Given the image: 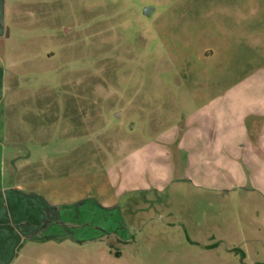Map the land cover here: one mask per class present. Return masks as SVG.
<instances>
[{
	"label": "rangeland",
	"instance_id": "rangeland-1",
	"mask_svg": "<svg viewBox=\"0 0 264 264\" xmlns=\"http://www.w3.org/2000/svg\"><path fill=\"white\" fill-rule=\"evenodd\" d=\"M4 2L3 183L84 216L73 238L9 232L0 261L264 263V0ZM108 176L134 190L105 211Z\"/></svg>",
	"mask_w": 264,
	"mask_h": 264
},
{
	"label": "crops",
	"instance_id": "crops-1",
	"mask_svg": "<svg viewBox=\"0 0 264 264\" xmlns=\"http://www.w3.org/2000/svg\"><path fill=\"white\" fill-rule=\"evenodd\" d=\"M5 0H0V38L5 37V32H6V14H5ZM5 80H4V75L3 71L1 70L0 67V102L3 101L4 99V91H5ZM208 115L211 113L210 111H207ZM249 113V112H248ZM246 113L243 115V119H245ZM209 117V116H208ZM203 125L204 128L199 127V131L202 136H207L208 142L212 141V134L211 129L207 123ZM196 130V129H195ZM262 132V131H261ZM246 134V133H245ZM264 137V133L261 134V138ZM248 139V138H247ZM246 141V140H245ZM184 140L182 141V143ZM181 143V144H182ZM264 141L261 142V145H258V148L260 147L261 153L262 150H264ZM209 146V145H208ZM223 146V147H222ZM224 144H222L220 147H218L216 150H213L212 148L207 147V149H210L212 153H214L212 160L210 159L209 156V163L212 162L214 165L216 164L215 162H218L219 165H225L232 161L225 152ZM249 148H254V145L252 143L247 142V146L243 147L238 146L236 148V152L239 153V151H245L246 149ZM253 151V150H252ZM262 155V154H261ZM5 155H4V148L2 141L0 140V248H6L9 246V237L8 233L12 232V238L11 241H15V247L18 245L20 240L18 239L19 236L20 238L23 236V234H27L31 240L32 239H38L36 237H40L42 232L38 226H43L42 228H48L50 230L49 234L40 238L48 239V241L51 240V237H56V236H61V237H66L70 236L73 238V236L70 235L72 233L71 231L78 230L79 224L81 221L78 220L80 217L84 214L78 213L74 214L70 211L68 204L65 203V200L61 201L57 199L55 192L51 194V197L49 198L48 202H45L43 204V199H41V196L38 194V183L39 181H34L30 180L27 182H22L21 180H12L15 181L9 187H6L3 183L4 180V175H5ZM107 174L109 175V172L107 170ZM111 175V174H110ZM16 178V177H15ZM108 183H107V192L110 193V189L116 188L115 182L111 180V178L108 176ZM98 190V189H97ZM134 188H129V189H115L114 196H110V199H107L105 195L103 194L104 192H101L100 190L97 192L99 196H102L106 198L105 201L107 202H102L101 204H98L96 202V207H101L105 211H109L114 207V200L113 199H118L121 196L125 195L127 192L133 191ZM55 195V196H52ZM108 196V194L106 195ZM111 202V203H110ZM80 205V204H79ZM55 212V213H54ZM95 212V211H94ZM96 215H98V212H95ZM80 214V215H79ZM113 215V214H112ZM111 215V219H112ZM82 216V217H83ZM104 216V215H103ZM118 220L120 221L121 219V214H117ZM116 222V220H114ZM113 221V222H114ZM121 222V221H120ZM123 222V221H122ZM51 227V228H50ZM72 227V230L71 228ZM95 228V227H93ZM100 231L102 229L101 226L95 228ZM70 231V233H69ZM102 231V230H101ZM110 231H113L110 229ZM243 231V230H242ZM17 234V235H16ZM118 233H116L117 235ZM119 238L122 237L118 235ZM245 237V236H244ZM78 241V239H76ZM192 244H195V247H202L206 249H210L211 251H214L216 249L215 245L211 246H205V245H200V243L194 242ZM11 245V244H10ZM15 247L13 249H15ZM225 253L227 256L232 257L234 252L233 250H226ZM239 253L242 256V259L240 260L241 264H245L247 255L246 253L242 252L239 249ZM5 262L0 261V264H3ZM250 264H264V263H259V262H250Z\"/></svg>",
	"mask_w": 264,
	"mask_h": 264
},
{
	"label": "water",
	"instance_id": "water-1",
	"mask_svg": "<svg viewBox=\"0 0 264 264\" xmlns=\"http://www.w3.org/2000/svg\"><path fill=\"white\" fill-rule=\"evenodd\" d=\"M152 12V9H150V8H146L145 10H144V14L145 15H150V13Z\"/></svg>",
	"mask_w": 264,
	"mask_h": 264
}]
</instances>
